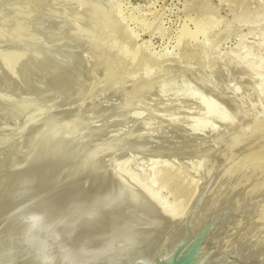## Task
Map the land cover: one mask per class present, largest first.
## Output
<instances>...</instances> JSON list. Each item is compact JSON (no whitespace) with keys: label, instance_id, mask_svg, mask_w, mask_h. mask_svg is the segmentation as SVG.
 <instances>
[{"label":"rangeland","instance_id":"374dc122","mask_svg":"<svg viewBox=\"0 0 264 264\" xmlns=\"http://www.w3.org/2000/svg\"><path fill=\"white\" fill-rule=\"evenodd\" d=\"M69 7L67 0H0V13L7 8L30 10L33 22L53 38L39 59L29 61L19 74L0 78V167L13 157L15 140L52 108L68 117L81 113L82 125L104 133L136 115L130 119L133 135L119 154L132 159L142 174H159L164 195L187 209L186 224L175 227L164 221L163 226L157 214L150 215L153 212L147 208L134 210L124 200L122 207L129 212L112 223L109 237L128 233L134 223L131 231L163 226L162 235L169 226L167 239L182 231L174 234L176 238L189 230L192 216L200 213L201 200L215 209L237 210L242 205L241 215L251 204L256 227L254 221L247 222L253 229L241 222L245 226L240 223L239 230L243 227L240 235H251L243 237L249 238L246 243L257 244L250 247L256 249L252 255L260 253L253 264H260L264 258V76L237 67L231 56L247 54L264 69V0H79L75 9ZM202 20L205 27L214 23L207 30L197 29L196 22ZM196 95L216 102L234 122L212 118L216 132H195L198 119H206ZM15 128L18 132L12 135ZM97 180L102 185L108 182L105 177ZM238 211L224 217L240 215Z\"/></svg>","mask_w":264,"mask_h":264},{"label":"bare ground","instance_id":"6f19581e","mask_svg":"<svg viewBox=\"0 0 264 264\" xmlns=\"http://www.w3.org/2000/svg\"><path fill=\"white\" fill-rule=\"evenodd\" d=\"M67 2L70 4L69 10H73L79 0ZM9 9L0 13V78L8 73L19 74L29 61L39 59L46 43L53 40L33 22L30 10ZM27 13L29 17L24 16ZM201 22L204 23L203 20L196 22L197 29L207 30L204 28H209V23L205 27ZM231 61L242 70L264 76L261 64L252 62L247 54L233 53ZM206 98L200 95L195 98L206 116L205 120L198 119L193 124L195 132L197 129L216 132L210 122L212 118L227 124L234 122L226 116L227 112H222L220 105ZM59 109L62 110V107ZM52 110L43 113L35 127L28 128L26 135L15 140L13 157L3 160L0 167V264H253V257L258 258L260 253L253 256L252 251L256 249L252 248L251 251L250 247L255 248L257 244L254 243V246L245 240L251 235L246 232L245 235L241 234L242 237L240 235L255 218L248 202H242L249 205L248 208H245L247 204L244 207L246 211L249 210L241 215L242 205L240 208L232 205L237 209L233 211L229 206L215 209L207 201L201 200L196 208L200 213L192 216L193 220L189 217L192 220L187 224L189 230L177 236L182 231L177 232L175 228L177 237L175 232L170 235V240L165 238L170 232L169 226L168 229L163 228L167 230L165 233L168 232L166 235H162L161 226L149 231L141 230L144 227L137 225L140 231L137 227L135 229L138 231H131L134 221L133 224L129 221L131 228H125H129L128 233L120 238L109 237L112 223L129 212L122 207L124 200L134 210L147 208L153 212L150 215L157 214L163 220L162 225L164 221L175 227L180 223L186 224L188 211L176 199L172 201L164 195L163 182L161 184L160 178L157 179L159 174L146 176L137 166L134 167L132 159H122L123 156L119 154L126 147L125 140L133 135L130 119H136L134 113L131 115L133 118L125 117L112 132L104 133L82 125L81 113L68 117ZM172 121L176 123L177 120ZM145 124L149 127L148 122ZM16 128L11 131L14 132L12 135L18 132ZM146 131L145 134H148ZM104 177L108 179L105 185L96 181ZM236 211L240 215H235ZM229 212L236 213L232 218H227ZM220 216L225 219L216 222ZM153 221L154 218L151 224ZM241 222L250 223L245 224L246 229H243L245 225ZM255 222H252L254 226ZM240 223L243 226L241 230ZM250 226L253 229L254 226ZM263 250H260L261 253ZM262 260L260 264H264V258Z\"/></svg>","mask_w":264,"mask_h":264}]
</instances>
